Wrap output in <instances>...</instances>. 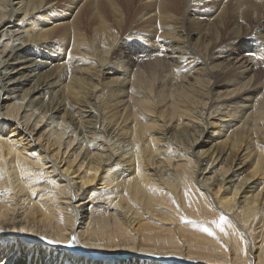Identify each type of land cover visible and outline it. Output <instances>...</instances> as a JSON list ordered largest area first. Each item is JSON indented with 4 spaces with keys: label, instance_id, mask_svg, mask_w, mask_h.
Here are the masks:
<instances>
[{
    "label": "bare ground",
    "instance_id": "obj_1",
    "mask_svg": "<svg viewBox=\"0 0 264 264\" xmlns=\"http://www.w3.org/2000/svg\"><path fill=\"white\" fill-rule=\"evenodd\" d=\"M72 5L0 0V264H264V0Z\"/></svg>",
    "mask_w": 264,
    "mask_h": 264
},
{
    "label": "rangeland",
    "instance_id": "obj_2",
    "mask_svg": "<svg viewBox=\"0 0 264 264\" xmlns=\"http://www.w3.org/2000/svg\"><path fill=\"white\" fill-rule=\"evenodd\" d=\"M61 1L63 2V6H65V9H66V10H70L71 8H73V5H72L73 1H78V0H61ZM78 6H83V3H79ZM77 11H78V7L76 8L75 14L77 13ZM130 17H131V16H130L129 14L126 15V20H127V22L130 21ZM107 18H108V22H109L110 24H112L113 27H114V29H116L117 33L120 34V37H121V38L124 37V38L127 39V37H128V35L126 34V32H127V28H123V29H122V27L120 26V27H121V30H119V29H118L119 25H117V24L115 23V21H114L110 16H107ZM83 20H84L85 24H87L88 17H83ZM98 23H99L98 20H95V21H94V24H95V25H98ZM43 77H44V76H43ZM49 91H50V93H49V94H46V96L48 97L49 102L51 103V101H56V100L58 99V96H59V88L54 87V88L50 89ZM95 114H97L96 111H95ZM68 123H69V122H68ZM97 127H99V124L97 125ZM5 133H6V137L9 138V137L11 136V134H10V129H9V128H8V129L5 128ZM79 139L81 140V142H84L83 136L80 137ZM207 139H208V138L205 137V138H204V141H206ZM197 149H200V148L197 147L196 150H197ZM207 149H209V147L206 146V150H207ZM220 152H221V150H220ZM227 187H228V186H226V188H227Z\"/></svg>",
    "mask_w": 264,
    "mask_h": 264
},
{
    "label": "snow or ice",
    "instance_id": "obj_3",
    "mask_svg": "<svg viewBox=\"0 0 264 264\" xmlns=\"http://www.w3.org/2000/svg\"><path fill=\"white\" fill-rule=\"evenodd\" d=\"M224 222H225V217L221 216V217H220V224L222 225ZM219 226H220V225H218V227H219ZM220 230L223 232L224 229L221 227ZM204 231H205V232H208V229L205 228Z\"/></svg>",
    "mask_w": 264,
    "mask_h": 264
}]
</instances>
